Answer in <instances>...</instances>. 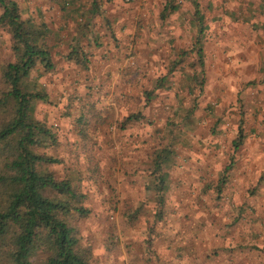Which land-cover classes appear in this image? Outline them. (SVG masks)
<instances>
[{
    "label": "rangeland",
    "instance_id": "374dc122",
    "mask_svg": "<svg viewBox=\"0 0 264 264\" xmlns=\"http://www.w3.org/2000/svg\"><path fill=\"white\" fill-rule=\"evenodd\" d=\"M15 1L23 19L48 29L55 67L29 77L45 95L33 117L57 138L41 150L57 161L44 170L85 195L90 214L70 223L93 264H264L255 0H196L202 67L187 51L199 32L194 0H174L179 8L165 18L167 0ZM11 61L0 29V73ZM163 153L160 204L153 161Z\"/></svg>",
    "mask_w": 264,
    "mask_h": 264
},
{
    "label": "trees",
    "instance_id": "16d2710c",
    "mask_svg": "<svg viewBox=\"0 0 264 264\" xmlns=\"http://www.w3.org/2000/svg\"><path fill=\"white\" fill-rule=\"evenodd\" d=\"M193 6L199 32L187 51L196 54L202 67L204 27L196 0ZM0 8V29L8 33L13 55V61L7 62L0 73V263L93 264L90 248L79 244L70 223L74 214H90L82 205L85 195L68 180L57 181L44 170V166L57 161L41 150L52 148L57 138L46 124L33 117L34 102L45 101V95L30 90L29 77L37 68L50 72L55 67L44 46L48 29L45 23L23 19L15 0H0ZM178 8L174 0H167L161 16L165 18ZM67 59L77 60L76 51H70ZM138 117L130 115L127 120ZM244 139L241 123L232 143L235 152ZM167 159L163 153L153 161L160 204L166 190V174L161 169Z\"/></svg>",
    "mask_w": 264,
    "mask_h": 264
},
{
    "label": "crops",
    "instance_id": "0c3cea01",
    "mask_svg": "<svg viewBox=\"0 0 264 264\" xmlns=\"http://www.w3.org/2000/svg\"><path fill=\"white\" fill-rule=\"evenodd\" d=\"M264 3L255 0V34H254V55L255 65L259 64L258 52H264Z\"/></svg>",
    "mask_w": 264,
    "mask_h": 264
},
{
    "label": "built area",
    "instance_id": "2783aa9c",
    "mask_svg": "<svg viewBox=\"0 0 264 264\" xmlns=\"http://www.w3.org/2000/svg\"><path fill=\"white\" fill-rule=\"evenodd\" d=\"M127 2L129 1V0H126ZM131 63L133 62V61H130Z\"/></svg>",
    "mask_w": 264,
    "mask_h": 264
}]
</instances>
